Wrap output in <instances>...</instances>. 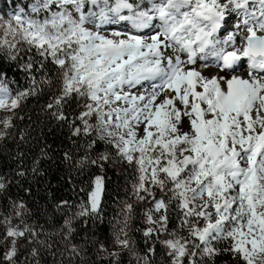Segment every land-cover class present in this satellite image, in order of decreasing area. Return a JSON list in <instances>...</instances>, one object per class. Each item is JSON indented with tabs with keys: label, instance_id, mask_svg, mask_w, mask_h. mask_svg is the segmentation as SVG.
I'll use <instances>...</instances> for the list:
<instances>
[{
	"label": "snow or ice",
	"instance_id": "1",
	"mask_svg": "<svg viewBox=\"0 0 264 264\" xmlns=\"http://www.w3.org/2000/svg\"><path fill=\"white\" fill-rule=\"evenodd\" d=\"M45 87L43 110L84 141L63 162L126 166L130 199L110 244L87 235L106 222L102 174L52 212L12 200L0 264H264V0H28L0 16V141ZM10 183L0 172V193Z\"/></svg>",
	"mask_w": 264,
	"mask_h": 264
},
{
	"label": "trees",
	"instance_id": "2",
	"mask_svg": "<svg viewBox=\"0 0 264 264\" xmlns=\"http://www.w3.org/2000/svg\"><path fill=\"white\" fill-rule=\"evenodd\" d=\"M37 74V79H39ZM20 88L28 87L24 75L16 76ZM18 85L13 84L15 89ZM51 95L50 90L45 87L44 91L38 96L29 97L23 102V110L20 115L23 120L17 119L15 128L11 129L12 135L6 140L0 141V172L4 173L10 180L7 190L0 193V210L7 208L12 200L22 199L30 208L35 211L37 207L47 208L49 212L54 211V203L61 199H67L70 203L76 204L84 197L79 189L84 187L93 175L102 174L106 177V191L104 194V207L106 212V222L99 226V229L90 228L87 235L91 239L92 232L96 231L100 240L106 244L111 243V225L107 221H112L114 214L119 211V205L122 201L130 199L131 182L134 173L131 169L123 165L106 167L104 173L99 169L90 167L83 173L77 169L71 168L63 162L64 152H70L74 158H79L84 154V148L79 147L84 143L83 140H77V144L72 143L77 138H70V130L66 125L59 126L52 119L49 113L45 112L44 106L48 103ZM73 108L75 105L73 104ZM71 108L66 107V112H71ZM26 130L27 138L21 142L19 133ZM41 149L47 152L46 156H41ZM101 148L98 149L102 150ZM24 153L23 159H18L17 153ZM96 151L91 153L95 157ZM40 159L39 174H33L31 168L33 162ZM18 166L20 170H27L24 177L15 176ZM27 189V191H26ZM139 213V209H138ZM173 215L172 226L176 224L175 213ZM41 219V222H43ZM139 216L133 223V229L142 228ZM84 235V233H81ZM132 235L138 242V248L143 250L144 243L140 232L135 230ZM23 257H21L22 259ZM50 259V258H49ZM122 264H129V257H121ZM157 264H162L163 257H156ZM104 264H107L105 261ZM216 264H233L228 255L220 256Z\"/></svg>",
	"mask_w": 264,
	"mask_h": 264
},
{
	"label": "rangeland",
	"instance_id": "3",
	"mask_svg": "<svg viewBox=\"0 0 264 264\" xmlns=\"http://www.w3.org/2000/svg\"><path fill=\"white\" fill-rule=\"evenodd\" d=\"M28 0H0V16L7 17L11 12L24 6Z\"/></svg>",
	"mask_w": 264,
	"mask_h": 264
}]
</instances>
